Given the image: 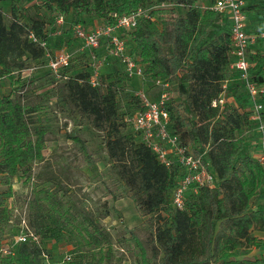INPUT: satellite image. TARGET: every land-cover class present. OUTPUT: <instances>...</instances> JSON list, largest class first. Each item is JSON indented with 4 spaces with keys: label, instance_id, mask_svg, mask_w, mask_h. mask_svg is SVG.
Returning <instances> with one entry per match:
<instances>
[{
    "label": "trees",
    "instance_id": "obj_1",
    "mask_svg": "<svg viewBox=\"0 0 264 264\" xmlns=\"http://www.w3.org/2000/svg\"><path fill=\"white\" fill-rule=\"evenodd\" d=\"M22 1L11 0L13 21L8 27L0 12V74L21 73L25 67L20 60L26 54L35 61L47 62L46 23L34 14L29 17L26 32L20 23ZM196 1L39 0V6L48 14L93 15L111 22L114 14L122 16L139 7L150 9L148 5L152 3L186 8L185 15H176L171 9L152 10L150 18H140L134 30L119 33L126 38L128 54L143 67L145 78L167 86L176 84L183 98L176 104L167 103L166 109L170 130L178 136L179 144L196 154L208 148L206 162L216 186L203 188L196 195L188 194L182 209L170 203L180 175L178 166L165 167L132 131L131 135L118 131L119 101L112 90L114 85L99 95L100 86L94 88L87 81L89 63L85 71L64 82L68 83L83 112L92 115L97 123L111 127L107 141L109 157L124 162L125 155L129 154L131 160L127 166L122 170L118 168L127 188L125 196L144 216L158 211L166 214L167 219L152 232L153 243L162 254L160 264H264V254L251 234L254 229L264 231V170L249 154L258 134L249 121L245 110L247 99L237 80L233 79L228 85L224 105L212 107V102L223 91L222 85L232 77L228 70L231 63L229 20L209 9L215 0H210L204 9L198 8ZM244 1L245 32L256 34L264 29V5L261 7L256 0ZM22 33L25 36L21 37ZM66 33L71 35L69 31ZM31 35L37 42L30 39ZM62 38H57L58 46ZM40 42H46L45 49ZM251 51L255 53L249 54V60L255 63L253 79L263 82L264 41H258ZM83 56L87 58L86 53ZM110 60L108 58L101 68L99 77ZM115 64L125 74L122 64L117 60ZM71 68L65 69L63 74H68ZM47 74L56 79L51 72ZM138 100L139 105L132 111L120 114L124 125L126 116L131 117L140 109L139 97ZM262 103L264 105V101ZM27 114L28 111L9 96H0V174L3 175L0 182L4 185L10 184L20 172L29 173L32 164L43 157L44 132L36 129L34 142L30 139L32 132ZM249 130L247 140L245 134ZM87 160L95 167L89 155ZM11 195L10 187L0 192V218L7 224L12 223V209L3 206L2 200ZM48 231L56 236L54 230ZM34 233L38 235L35 230ZM2 241L0 239V243ZM252 247L258 248V253L250 257ZM44 253L39 244L24 243L16 247L13 256L1 259L0 264H44ZM46 254L53 259L51 254ZM141 255L142 264L152 263V257H146L144 252ZM66 256L69 260L64 264H81L71 262L69 254Z\"/></svg>",
    "mask_w": 264,
    "mask_h": 264
},
{
    "label": "rangeland",
    "instance_id": "obj_2",
    "mask_svg": "<svg viewBox=\"0 0 264 264\" xmlns=\"http://www.w3.org/2000/svg\"><path fill=\"white\" fill-rule=\"evenodd\" d=\"M256 1L261 7L264 5V0ZM209 2L197 0L196 6L204 9ZM10 5L11 0H0V12L7 27L13 21ZM20 7V23L26 32L30 16L37 14L44 19L50 58L62 48L73 53L69 77L87 69L88 60L81 54V45L74 39L71 26L80 23L86 30H91L108 21L107 18L69 13L61 15L64 22L57 24L60 14H48L39 6V0H23ZM148 8L171 9L176 15L186 12V8L172 4L156 6L152 3ZM58 30L59 35L56 34ZM58 37H64L60 40L61 46H58ZM103 49L101 52L105 57L106 45ZM20 62L25 67L21 73L0 74V96H9L28 111L26 119L33 142L36 129L44 132L43 157L32 164L29 173H18L8 185L0 182V192L9 187L12 189L11 197L2 200L3 206L12 209V223L7 224L0 218L1 241L11 238L13 230L24 218L38 234L40 248L51 254L55 262L69 254L71 262L81 264H142L141 253L144 252L146 257H152L151 264H160L162 254L153 243L152 232L167 216L161 211L144 216L125 196L127 188L118 168L122 170L131 159L129 154L125 155L124 162L109 157L107 141L111 127L97 123L92 115L79 108L68 83L47 74L50 70L45 67L46 60L41 63L26 54ZM99 82V95L114 85L112 90L119 101L118 131L122 135H131L132 128L129 123L121 122L120 114L129 113L139 105L138 94L156 99L166 93L167 103L173 104L183 98L175 83L164 86L147 77L143 81L129 78L113 60L104 67ZM250 131L245 134L247 140ZM85 151L95 167L88 164ZM2 177L0 174V181ZM48 230H54L56 236H51ZM251 234L264 254V231L254 229ZM257 249L252 247L249 256L258 253Z\"/></svg>",
    "mask_w": 264,
    "mask_h": 264
},
{
    "label": "built area",
    "instance_id": "obj_3",
    "mask_svg": "<svg viewBox=\"0 0 264 264\" xmlns=\"http://www.w3.org/2000/svg\"><path fill=\"white\" fill-rule=\"evenodd\" d=\"M163 6V4H162ZM244 0H215L209 8L215 13L228 18L230 26V56L229 72L231 78L222 85V93L212 102V107H222L225 103L227 87L233 79L242 87L245 98L251 102L245 110L249 113V121L254 125L258 138L252 141V149L249 154L256 159L264 170V81L257 82L252 76V66L255 63L249 60V54H255L251 47L258 41H264V29L256 34H246L247 15L244 11ZM150 9L138 8L129 14L122 16L112 15L113 22H103L98 27L86 30L80 23L71 26V33L81 45V54L86 53L90 74L88 84L96 88L100 86L99 75L101 68L108 58L119 61L127 77L132 79H145L144 69L135 59L128 54L125 37L120 31H132L136 28L140 18H150ZM57 24L64 22V17H57ZM57 35L60 34L58 30ZM30 39L37 42L33 35ZM39 45L46 48V42ZM106 45V56L99 54ZM46 53L47 67L56 79L68 80L69 75L63 74L65 69L71 66L73 53L67 48H62L52 58ZM264 58V53H263ZM254 71V70H253ZM264 78V76H263ZM156 83L162 84L160 81ZM141 101L140 109L126 122L132 128V132L153 152L158 161L167 168L174 164L178 166L180 175L172 192L170 203L176 209L184 207L185 197L188 194L196 195L203 188L213 189L216 184L208 163L206 162L207 149L202 153H193L186 146L179 144L178 136L170 130V117L166 109L167 95L162 93L159 98L153 99L140 93L137 95ZM230 98V97H229ZM237 108V106H234ZM126 119V118H125ZM264 186V178H263ZM24 243L39 244V237L22 218L18 224L15 235L9 240L0 243V260L14 255L16 247ZM44 264H64L69 260L65 255L61 261H53L46 253L42 254Z\"/></svg>",
    "mask_w": 264,
    "mask_h": 264
},
{
    "label": "crops",
    "instance_id": "obj_4",
    "mask_svg": "<svg viewBox=\"0 0 264 264\" xmlns=\"http://www.w3.org/2000/svg\"><path fill=\"white\" fill-rule=\"evenodd\" d=\"M253 255H256V253H252V256H253Z\"/></svg>",
    "mask_w": 264,
    "mask_h": 264
}]
</instances>
